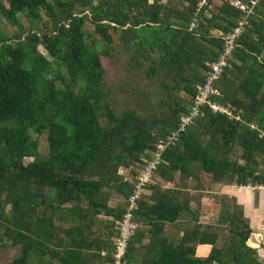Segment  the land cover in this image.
<instances>
[{"label":"trees","instance_id":"trees-1","mask_svg":"<svg viewBox=\"0 0 264 264\" xmlns=\"http://www.w3.org/2000/svg\"><path fill=\"white\" fill-rule=\"evenodd\" d=\"M7 1L8 7L0 3L1 14L7 21L19 24L18 15L24 12L30 19L36 20L39 18V10L45 6L54 17V28L58 31L50 37L45 35L43 39L37 34L28 35L29 43L20 41L19 36L14 43H4L0 37V193L8 190L18 194V199L13 202L20 216L26 214V209L29 208L24 205V196L29 194V189L45 188L48 192L55 193L60 203L85 201L86 207H79L76 216L81 217L82 222L87 220L88 231L93 226L91 216L104 212L120 220L125 212L126 200L134 191L138 175L150 159V152L155 151L160 140L178 127L180 117L188 112L205 81L206 62L217 59L224 46L225 34L218 39L202 37L203 43L194 49L201 56L202 73L195 75L193 81L185 85V91L191 96L189 104L179 107L173 113L171 123L161 121L162 129L154 132L134 110L126 111L121 117L116 115L109 100L110 91L105 82L103 58L95 47L88 46L87 36L82 31L84 18L66 16L64 19L70 20L66 27L61 24L64 19L55 10L60 2ZM125 1L114 7L110 6L111 1L102 3L113 9L105 15L102 11L100 13L103 15L101 19L107 21L97 27L102 39L111 42L109 28L117 31L119 27L129 25L126 32L131 34L130 45H138L139 50L145 48L146 51L148 47L156 48L159 44L166 46L169 66L183 63V56L190 62L195 60V53H188L189 48L198 44L196 36L202 35L203 19L212 20L208 13L210 4L200 11L198 22L191 29L200 0H187L184 3L183 17H171L168 23L162 17L165 7L157 2ZM263 3L264 0L250 19L245 33L238 41L233 59L217 83L222 93L220 102L230 108L234 117L215 114L208 106H204L195 123L188 127L178 142L165 151L164 163L158 167L152 182L146 187L152 193L149 196L143 195L138 201L135 218L139 227L149 229L150 245L157 249L155 264H259L256 250L247 245L251 229L242 211L237 216L222 205L221 216L216 224L200 223L199 213L190 208L185 194L181 196L176 189L165 190L155 179L158 176L173 182L178 173L181 179L189 178L194 176L191 164L197 163L204 173L212 176V182L215 183H222L225 177H236L235 184L239 186L264 185V173L257 171V166L264 167V137L250 127L252 122H256L264 130V72L250 73L241 81L238 91L243 98H239L237 94L229 96L226 86V77L229 68L234 66L235 59L240 58V61L249 63L248 55L242 53L240 42L248 36L247 31H250L255 19L259 17L258 9ZM134 9L138 11L137 17L132 15ZM226 16V20L232 24L230 32L241 12L233 7L230 12L227 9ZM255 32L258 33L259 41L264 42L263 31L257 32L255 29ZM212 42L217 46L216 49L209 48ZM41 43L65 67L67 77H63L65 82L62 86H58L55 79L46 76L50 62L38 51ZM249 47L256 55L260 54L257 47ZM67 81L76 84L83 82L84 86L72 95L64 87L69 84ZM236 116L240 120L235 119ZM101 117H107L110 124L103 126ZM200 130L213 136V139L222 133L226 137L225 147L228 148L233 142L240 143L244 147L245 165L220 156V148L201 140ZM31 132L47 136V158L38 157L37 144L33 141ZM26 157H34L33 162L25 165L23 160ZM257 157L260 158L259 163ZM136 164L140 165L134 174L135 181H119L116 176L119 169ZM118 181L123 191L116 192L124 195L125 201L122 210L116 212L117 209L109 205L114 194L108 187ZM236 208L240 209L237 205ZM179 223L184 226V234L178 241L170 242L164 236L165 227L167 224ZM13 225L20 230L24 229L26 233L21 234V254L12 264H30L32 249L40 264H51V258L59 254L58 251H51L50 246L55 237L52 217L40 220L39 235L28 236L27 233L33 230L31 223L24 226L23 223L14 221ZM113 232V240H109L104 246L107 250V264L114 263L115 241L118 236L116 222ZM67 234L74 246L67 243L62 260L65 264H83L81 250L88 243L84 239V230L79 226L70 229ZM135 235L136 233L130 241L124 264H128ZM199 244L211 245L210 255L204 259L184 260L186 255L190 257L195 254Z\"/></svg>","mask_w":264,"mask_h":264},{"label":"rangeland","instance_id":"rangeland-1","mask_svg":"<svg viewBox=\"0 0 264 264\" xmlns=\"http://www.w3.org/2000/svg\"><path fill=\"white\" fill-rule=\"evenodd\" d=\"M60 2L55 7L59 17L63 19L68 16L75 18H84L82 31L87 36V44L89 47H95L98 53L103 58V69L105 73L106 86L110 91L109 100L118 117H121L123 113L128 110L136 111L140 117H142L147 125L157 132L162 129L163 124L161 121L165 120L167 123H171L174 119L173 113L179 109V107H186L190 102V94L185 91V85L193 81L196 77L202 73L201 68V56L199 53L194 52L195 47H200L202 37L212 39L213 37L218 39L226 34L230 27L231 22L226 20L227 9H233L231 2L233 0H212L210 1L209 16L212 20L204 18L202 21V28L200 34L197 35V42L189 48L188 53H195V60L190 62L183 56V63L169 66L167 64L166 53L168 48L159 44L158 47H148L147 51L139 50L138 45H130V35L126 32V28L129 25L121 28L117 31L111 28L108 31L112 35V41L106 42L100 36L97 31V27L100 23H107L106 20H102L101 17L106 13L113 11L110 8L121 4L123 0H55ZM111 1L110 6L102 3ZM150 3L157 2L162 7H165L162 14L164 22L168 23L169 18L180 19L185 13V2L187 0H148ZM124 2H126L124 0ZM0 3L5 7H8L7 0H0ZM54 5V4H53ZM39 18L36 20L30 19L26 12L18 15L19 24L11 23L7 21L0 11V37L4 43H14L17 41L18 36L21 37L22 42L29 43L28 35L37 34L41 39L45 35L48 37L53 36L58 30L54 28V17L47 11L45 6L39 10ZM101 11L103 15H100ZM95 12V16H94ZM187 12V11H186ZM137 10H133L132 15H136ZM259 17L255 19V22L247 31L248 36L240 42L242 53L248 55L249 63L242 62L235 59L234 66L229 69V74L226 77V86L228 95L234 97L237 94L239 98H243L242 94L238 91V86L241 81L246 78L250 73L256 71L264 72V42L259 41L257 32L263 31L264 33V3L258 9ZM64 19L61 24L66 27L69 26L70 20ZM60 24V25H61ZM23 30V31H22ZM182 35V34H181ZM181 35L179 37H181ZM213 44V42H212ZM209 45L210 49H216L217 46ZM255 46L260 50V54H255L249 47ZM1 46V44H0ZM38 51L48 59L50 62L49 71L47 77L55 79L58 86H62L65 82L63 77H67L65 67H63L55 58L51 55L46 46L41 43L38 45ZM108 51V53H107ZM211 51V50H210ZM197 53V54H196ZM65 85V88L70 90L72 95L76 94L78 90L84 86L83 82L71 83ZM193 85L195 83H192ZM100 122L103 126H108L110 121L107 117H101ZM32 139L37 144L36 153L39 158L48 157V139L45 134L37 135L31 132ZM199 135L204 143H211L213 146L220 148L219 153L222 157H228L230 160L236 161L240 165H245L243 159L244 147L238 143L233 142L230 147H225L226 137L219 133L213 139L208 133L203 130L199 131ZM34 157H26L23 160L25 165L33 162ZM257 163L260 158L257 157ZM140 164L131 165L128 168L121 167L117 173L119 181L126 180L130 183L135 181L134 174L137 172ZM192 172L194 176L201 180L203 183L211 184L212 176L204 173L200 165L197 163L191 164ZM258 173H264L263 166H257ZM111 183L108 189L114 194L111 196L109 205L117 209L119 212L123 208L125 199L122 195H118L117 192L122 193L121 183ZM236 177H225L223 183H235ZM197 185V184H196ZM192 184V186H196ZM117 191V192H116ZM35 201H32V199ZM18 199V194L10 191L0 193V264H12V262L18 258L21 254L22 243L21 234L26 233L24 229L20 230L13 225L14 221L21 223H31L32 231L27 233L28 236H34L40 234L38 228L40 220L44 218L52 217V225L54 226L53 232L55 237L51 242V251H58L59 254L54 258H51V264H65L62 260L63 254L66 252L67 243L71 241V237L67 232L70 229L81 227L84 230V239L88 243H85L82 248V255L84 257V249L87 246H93L95 253L101 251L109 240H113L114 232L113 227L116 222V218L113 215L104 213L96 216H91L93 219V226L88 231L87 220L82 222V218L76 216L77 209L79 207L85 208V201H72L69 203H60L55 193L48 192V189H29V194L24 196V205H28L27 213L24 215L18 214L14 205L15 200ZM227 204L230 207V213L240 216L241 210L236 208L234 202L226 199ZM35 202V203H34ZM37 203V205H35ZM35 205V206H33ZM29 209V210H28ZM31 209V210H30ZM138 229L135 235V243L140 242V236L142 232ZM91 232V233H90ZM87 235V237H86ZM92 242V244L90 243ZM105 244L102 245V243ZM94 243V244H93ZM70 246L73 245L71 242ZM74 246V245H73ZM31 257L30 264H40L34 256ZM98 261L99 256L90 258L89 264H92V259ZM50 260V259H49ZM86 262V261H85ZM83 264H85L83 262Z\"/></svg>","mask_w":264,"mask_h":264},{"label":"crops","instance_id":"crops-1","mask_svg":"<svg viewBox=\"0 0 264 264\" xmlns=\"http://www.w3.org/2000/svg\"><path fill=\"white\" fill-rule=\"evenodd\" d=\"M155 180L160 182L165 190L176 189L180 191L181 196L185 194L189 199L190 208L199 213V221L203 224H216L221 216L222 205L230 211L226 199L234 202L239 206L251 229L247 245L256 250L258 263L264 264V185L239 186L235 183L211 182L207 186L195 176L181 179L179 173L173 182L165 181L158 176ZM192 184L197 185L192 186ZM151 193V190L146 188L144 195L149 196ZM110 206L112 205L110 204ZM138 229H140L139 232H142L140 242L132 246L127 263L155 264L157 249L150 245L149 229L145 226H140ZM183 229L184 226L181 223L167 224L164 236H167L170 242L178 241L184 234ZM84 250L85 264H89L90 258L95 256H99L98 261L93 258L92 264H107L105 261L106 249L102 248L100 253H95L96 251L92 245L87 246ZM211 250V245L199 244L196 246L195 254L190 255V257L186 255L183 259H204L210 255Z\"/></svg>","mask_w":264,"mask_h":264},{"label":"built area","instance_id":"built-area-1","mask_svg":"<svg viewBox=\"0 0 264 264\" xmlns=\"http://www.w3.org/2000/svg\"><path fill=\"white\" fill-rule=\"evenodd\" d=\"M210 1L212 0L199 1L196 17L191 23V29L197 24V16L200 11L209 5ZM261 1L233 0L231 2V5L241 12V16L238 18L232 30L223 36L224 46L217 59L206 62L207 71L205 81L199 88L193 102L190 104L188 112L180 117L178 127L160 140L155 151L150 152V159L140 171L134 184V191L126 200L125 212L122 218L116 221L118 236L115 241L113 264H124L123 260L128 251L130 241L139 228V224L135 218L138 201L144 195L147 185L152 182L154 173L158 167L164 163L163 155L165 151L171 145L178 142L188 127L195 123L196 119L202 114V108L204 106H208L215 114L234 117L230 108L220 102L222 93L217 87V83L221 80L226 67L229 66V62L233 59V54L239 45L238 41L245 33L250 19L256 14V10ZM235 119L240 120V117L236 116ZM250 127L252 130L259 132L261 137H264V130L260 128L258 123L252 122Z\"/></svg>","mask_w":264,"mask_h":264}]
</instances>
